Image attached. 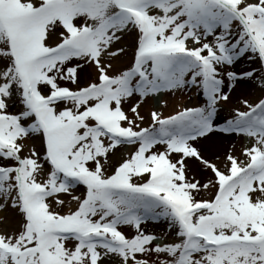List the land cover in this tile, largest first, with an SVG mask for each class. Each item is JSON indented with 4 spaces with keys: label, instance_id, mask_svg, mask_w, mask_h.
Segmentation results:
<instances>
[{
    "label": "snow or ice",
    "instance_id": "snow-or-ice-1",
    "mask_svg": "<svg viewBox=\"0 0 264 264\" xmlns=\"http://www.w3.org/2000/svg\"><path fill=\"white\" fill-rule=\"evenodd\" d=\"M249 53L264 0H0V207L21 217L0 264H264V98L215 121ZM185 87L206 102L141 126L142 101ZM215 132L250 143L221 166ZM162 219L171 242L142 227Z\"/></svg>",
    "mask_w": 264,
    "mask_h": 264
},
{
    "label": "rangeland",
    "instance_id": "rangeland-1",
    "mask_svg": "<svg viewBox=\"0 0 264 264\" xmlns=\"http://www.w3.org/2000/svg\"><path fill=\"white\" fill-rule=\"evenodd\" d=\"M246 55H248L249 57H247ZM245 56L241 57V59H244L245 61V65L244 67H251L252 71H254V76L252 77V81L254 82L255 86H256V93L254 96V100L252 101V103L257 102L259 99L264 98V94L262 91H260L261 89H264V62L260 61L258 56H256L255 54H246ZM256 56V57H255ZM251 57H254V61L251 62ZM238 70V69H236ZM262 82L263 86H261L260 84L257 85V83ZM69 87H72L71 84H68ZM187 89L191 90L190 88L187 87ZM258 90V92H257ZM225 91L229 92V97H231L230 90L226 89L225 87ZM190 93H193V90L188 91L185 93L186 97L185 98H178L176 101L173 100V94L172 92H167V101H163L164 98H159L160 96L157 97H152L151 100H149V104L151 105L152 109L167 116V115H171V114H175V112L181 110L184 107H192L195 104H199L196 101V96H190ZM138 98L134 95L132 98H129L126 107H128L129 105H131L132 101L137 100ZM205 102V101H204ZM201 104V103H200ZM20 107H22L21 105H19L18 103L16 105L13 106L12 111H18L20 109ZM236 108H240L241 110H244V106L242 103H238L237 101H231V99H229L227 102H220L218 105V109L220 110L219 112L223 111L224 113V118L225 120L227 118H230L233 110ZM145 117L144 122L141 124V126L146 127L149 125L150 123V114L146 113L142 114ZM218 119V117H217ZM235 138V143L234 145L231 146H227L228 144H223L221 147H219L218 151L220 152L215 154L213 153V151H209L210 149H205L203 148L204 145H202L203 143L200 142V148L203 152V155L210 159L213 160L215 162H217L218 164L223 163L225 154L229 152V150L231 151V154L239 156L242 150V147L247 145L246 142H244V140L242 139V135H237L236 137H231L230 139L234 140ZM224 139H227V137H225ZM246 141H250L249 138H246ZM126 147H129L130 150H126ZM133 150V146L132 145H122V146H118V150H115V154L112 155L110 157L109 160V168H111V166L118 164V162L120 161L121 157L123 155H125L128 152H131ZM217 157H219V159L217 160ZM190 164V168L194 170V174L196 175V177L198 179H202L205 175H207V173H205L203 170H201L199 168L198 163L193 162V161H189ZM84 192V188L82 186H78L73 194L76 195H82V193ZM60 198L63 199L65 201V204L63 206H60L59 208H57L58 211H60L61 213L66 212L69 208V201L71 199V197L67 194H60ZM3 201L2 199H0V204H2ZM72 208H75L76 204L75 202H72L70 205ZM52 207H56L54 201L52 202ZM1 209V214H0V233H11L14 231H18L19 227H20V220L21 217L18 213V211L14 208H12L10 205H5L4 207H0ZM150 222V221H149ZM151 223L153 225L149 226L148 228L146 226H142L146 232H150V233H155L161 236H164L165 233H167V235L165 236V240H167L168 242H171L174 238L173 233L168 231L167 228V222L165 220H160L159 222H152ZM159 228V230L162 231V233L157 232V229ZM125 231L131 233V229L126 228Z\"/></svg>",
    "mask_w": 264,
    "mask_h": 264
},
{
    "label": "bare ground",
    "instance_id": "bare-ground-1",
    "mask_svg": "<svg viewBox=\"0 0 264 264\" xmlns=\"http://www.w3.org/2000/svg\"><path fill=\"white\" fill-rule=\"evenodd\" d=\"M247 57H249L248 55H246ZM256 57V56H255ZM245 60L244 59H239L237 60L233 65H236L235 67H227V70L228 71H231V70H235L237 73H240V72H244V71H249V70H252L251 67H244L245 65ZM254 61V57H251V62ZM114 63H116L117 66L120 65L121 61H115ZM238 69V70H236ZM225 84H226V89L230 90L231 94H234V95H231V97H229V99H231V101H237L238 103H242L243 100H248L249 103H252V101L254 100V96H255V89H256V86L254 84V82L252 81V78H244V79H241V80H237L235 81L234 83H232V86L229 88L227 85H228V81L226 79L225 81ZM261 85L263 86L262 82H259L257 83V85ZM191 90H193V93H190V96H196V101L198 103H200L204 97L202 95V93L197 90L196 88H190ZM188 91H191L189 89H187V87H185L183 90H178V91H175V92H172L173 94V100H177L178 98H185L186 95L185 93ZM260 91L263 92L264 94V89H261ZM258 92V90H257ZM159 98H164L163 101H167V92H163V93H160L159 94ZM149 100H151V98H146L145 101H142V107L139 109V111L141 112V114H145L148 113L150 114V111H152V107L151 105L148 103ZM137 100H134L132 101L131 104L133 103H136ZM128 105V104H126ZM125 105V107H126ZM127 108V107H126ZM220 110L218 109L217 111V116L215 118V121L216 123H219V124H223L224 121H225V118H224V113L223 111L219 112ZM218 117V119H217ZM228 119V118H227ZM237 134H224V133H220V132H215V133H212V134H209V137L206 138V139H201L200 142H202L204 145L203 148L205 149H210L209 151H213V153L217 154L220 152L218 151L219 147H221L223 144H228L227 146H231V145H234L235 143V138L234 140L233 139H230L231 137H236ZM225 137H227V139H224ZM31 144H35L37 147L40 146V141L38 139H33L31 142ZM201 144V143H200ZM126 150H130L129 147H126ZM0 214H1V209H0ZM153 225L150 222H147L145 223L143 226H146L147 228L149 226ZM157 232L159 233H162L161 230H159V228L157 229Z\"/></svg>",
    "mask_w": 264,
    "mask_h": 264
}]
</instances>
